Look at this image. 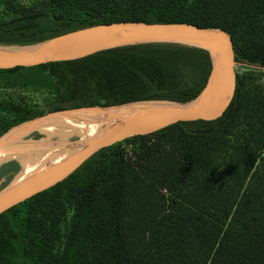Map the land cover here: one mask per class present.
Masks as SVG:
<instances>
[{
  "label": "trees",
  "instance_id": "16d2710c",
  "mask_svg": "<svg viewBox=\"0 0 264 264\" xmlns=\"http://www.w3.org/2000/svg\"><path fill=\"white\" fill-rule=\"evenodd\" d=\"M116 21L224 29L236 62L252 68L236 69L233 98L217 119L178 122L105 147L1 213L0 264H264V0H0V45ZM211 69L207 50L171 42L0 69L3 87L52 96L44 107L0 98V136L69 108L185 103ZM18 134L0 150V164L28 151L12 146Z\"/></svg>",
  "mask_w": 264,
  "mask_h": 264
},
{
  "label": "water",
  "instance_id": "95a60500",
  "mask_svg": "<svg viewBox=\"0 0 264 264\" xmlns=\"http://www.w3.org/2000/svg\"><path fill=\"white\" fill-rule=\"evenodd\" d=\"M146 42L180 43L207 50L212 69L202 91L194 99L185 103L169 100L136 101L111 106L96 105L65 109L43 116L40 121L56 114L107 108L114 110L119 107L132 108L125 114L108 111L105 117V130L89 137L82 149H78L59 163L50 165L25 182L6 190L17 170L7 184L0 187V214L62 181L105 147L129 137L153 133L174 123L217 119L224 113L233 98L237 63L233 39L228 31L221 28L202 27L190 22L99 23L65 32L36 44L0 45V69H8L72 60L107 49ZM151 101L170 104H149ZM113 118L116 119L114 124ZM10 130L0 136V139ZM27 139L36 140L37 134L34 133Z\"/></svg>",
  "mask_w": 264,
  "mask_h": 264
},
{
  "label": "bare ground",
  "instance_id": "6f19581e",
  "mask_svg": "<svg viewBox=\"0 0 264 264\" xmlns=\"http://www.w3.org/2000/svg\"><path fill=\"white\" fill-rule=\"evenodd\" d=\"M170 104L169 102H156L151 101L149 104ZM132 110V108L119 107L110 109H96V110H88L85 112H72L67 114H56L45 120H37L29 123L14 132H11L6 137H4L0 141V150L3 149L5 145H7V141L16 133L24 134L29 131L31 128L40 126L43 132H55V133H65V134H77L81 135V145L78 149H82L85 146V143L89 137L95 136L99 133H102L105 130L106 125V115L108 111H115L118 114H125ZM59 122H62V125H58ZM116 122V119L113 118V124ZM64 124V125H63ZM20 140L12 143V146L15 145L17 147H23L28 149L29 151L21 155L17 161L21 164L20 170L16 175L22 176L21 180L17 183L8 186L6 190L11 189L26 180L30 179L34 175L43 170L47 169L50 165L47 164L46 160L50 153L56 152V149L53 145L43 142V141H23ZM62 155V154H61ZM57 156V155H56ZM62 157V156H61ZM51 158V157H50ZM39 159V161H37ZM65 158H57V160L53 163H59ZM34 164V165H33ZM33 165V166H32ZM15 177L12 179L10 183L14 181ZM9 183V184H10ZM8 184V185H9Z\"/></svg>",
  "mask_w": 264,
  "mask_h": 264
},
{
  "label": "rangeland",
  "instance_id": "374dc122",
  "mask_svg": "<svg viewBox=\"0 0 264 264\" xmlns=\"http://www.w3.org/2000/svg\"><path fill=\"white\" fill-rule=\"evenodd\" d=\"M17 1L23 5H30L34 2V0H17ZM242 66L245 70L252 68L248 65L236 63V69L239 67H242ZM51 97L52 96L50 95V93L42 91V90L18 89V88H14V87H3L2 85H0V98L1 99H4V98L5 99H8V98H12V99L20 98L21 99V98H24V99L28 100L29 102H31V101L37 102L38 105H40L41 107H44L46 105L47 101H49L51 99ZM70 109H72V108H69V110ZM51 113H53V112H47L41 116H37L35 118L27 120V122L25 124H22V125L18 124V125L11 128V130H12L11 132L16 131L17 129H19V128H21V127H23L29 123H32L33 121L40 120L41 118H43V116H48ZM58 125L59 126L62 125V122H59ZM46 131L47 132L45 133L41 130L40 126H36V127L31 128L26 133H24L21 137H19L21 134H18L16 136V140L21 138V140H23V141H29V140L33 141V139L28 140L27 138H29L30 135L36 133L37 139L34 141H43V142H47V143L53 145L56 149V152L50 153L48 155L46 162L49 165H52L57 160V158H66L67 156L71 155L72 153L77 151L81 145V140H82L81 135L65 134L62 132L61 133H55V132H49L48 130H46ZM129 145H130L129 143L125 142V146L129 147ZM23 154H21V155H23ZM21 155H19L18 157H16L13 160H17ZM37 161H39V159ZM20 168H21V164L19 163L18 171L20 170ZM16 174H17V172H16ZM16 174L14 176L15 177L14 181L12 183H10L8 186H11V185L17 183L19 180H21L22 176L25 177V175L18 176Z\"/></svg>",
  "mask_w": 264,
  "mask_h": 264
},
{
  "label": "crops",
  "instance_id": "0c3cea01",
  "mask_svg": "<svg viewBox=\"0 0 264 264\" xmlns=\"http://www.w3.org/2000/svg\"><path fill=\"white\" fill-rule=\"evenodd\" d=\"M19 162L17 160H9L0 164V187L9 179L11 175L15 174V169Z\"/></svg>",
  "mask_w": 264,
  "mask_h": 264
},
{
  "label": "built area",
  "instance_id": "2783aa9c",
  "mask_svg": "<svg viewBox=\"0 0 264 264\" xmlns=\"http://www.w3.org/2000/svg\"><path fill=\"white\" fill-rule=\"evenodd\" d=\"M255 67H257V66H255ZM260 68H263L264 69V67H261V66H260Z\"/></svg>",
  "mask_w": 264,
  "mask_h": 264
}]
</instances>
